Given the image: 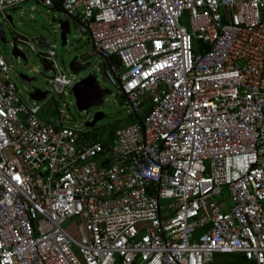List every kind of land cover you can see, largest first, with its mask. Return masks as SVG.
I'll use <instances>...</instances> for the list:
<instances>
[{"label":"built area","instance_id":"1","mask_svg":"<svg viewBox=\"0 0 264 264\" xmlns=\"http://www.w3.org/2000/svg\"><path fill=\"white\" fill-rule=\"evenodd\" d=\"M34 1L75 22L132 122L105 144L42 121L0 55V264H264V0Z\"/></svg>","mask_w":264,"mask_h":264},{"label":"rangeland","instance_id":"2","mask_svg":"<svg viewBox=\"0 0 264 264\" xmlns=\"http://www.w3.org/2000/svg\"><path fill=\"white\" fill-rule=\"evenodd\" d=\"M5 15L10 17L8 21H0L5 41L0 42V55L7 66V78L13 83L15 90L21 101L29 104V94L33 90L46 92L43 100L39 101V117L42 121H58L67 128L81 129L90 137L101 142H111L113 140V131L120 126L131 124L132 118L127 108L123 105L116 89L100 80L97 65L101 60L95 55H88L91 46L87 38L77 31L75 22L69 20L58 9H50L42 6L34 0L22 2L13 8L5 10ZM68 21L69 33L66 34L65 45H60L58 24ZM180 23L188 29L186 15L180 19ZM16 35L21 40L16 39ZM43 36L49 46L47 49H38L32 39ZM24 40L34 45V51H30ZM15 41L16 47L23 54L24 59L14 58L11 55L12 42ZM39 52L51 53V58L60 68L61 72L71 79V86L87 75H93L98 86L101 89L109 91L108 95L103 96V102L99 107L90 108L83 112L77 111L74 105V99L70 92V87L63 88L61 93L55 92L51 88L50 78L52 71H43L40 65ZM75 57L81 62H88L89 66L77 75H72L68 70L69 61ZM114 62V58L110 59ZM19 75L27 78H33L34 81L27 83L19 79ZM101 113L102 118L94 123L92 127H86L85 123L90 122L94 113ZM227 205V202H225ZM70 234H75V220H67L62 225ZM219 257L214 255L210 264H237L236 255H224L221 262ZM214 261V263H213ZM241 264V263H240ZM242 264H248L242 262Z\"/></svg>","mask_w":264,"mask_h":264},{"label":"water","instance_id":"3","mask_svg":"<svg viewBox=\"0 0 264 264\" xmlns=\"http://www.w3.org/2000/svg\"><path fill=\"white\" fill-rule=\"evenodd\" d=\"M7 21L10 23V17L7 16ZM60 33H59V40L60 45L63 46L66 43L65 36L69 33V24L68 21L61 22L60 26H58ZM16 39H21L20 36L16 35ZM24 40V39H23ZM4 32L2 31V26L0 24V42H4ZM35 42V46L38 49H47L49 46L45 42L43 36H38L35 39H32L31 42ZM11 55L14 58H21L24 59L23 54L20 52V50L17 49L15 45V41L12 42V49H11ZM46 55V52H39L38 56L40 58V65L42 67L43 71H51V66L49 62H47L44 59V56ZM103 62L98 63L97 69H98V75L100 77V80L103 82H106L105 77L103 76ZM89 66L88 62H81L76 60L75 57H73L69 63H68V70L72 73V75H77L79 72L84 71ZM19 79L30 83L34 81L33 78H27L24 75H19ZM70 92L72 94V97L74 99V105L79 112H83L90 108H96L99 107L103 102V96L108 95L109 91L101 89L94 76L93 75H87L84 78H81L77 82H75L71 88ZM46 96V92H42L39 90H33L29 94V98L35 102H39L43 100ZM102 118L101 113H94L93 117L90 122H86V127H92L96 121Z\"/></svg>","mask_w":264,"mask_h":264},{"label":"crops","instance_id":"4","mask_svg":"<svg viewBox=\"0 0 264 264\" xmlns=\"http://www.w3.org/2000/svg\"><path fill=\"white\" fill-rule=\"evenodd\" d=\"M222 256H224V255H217V258L219 257V259H218V261H216V262H221V261H223V260H222ZM236 258H237L236 261L238 262L237 264H240V263L242 264V262H245V261L242 260V258H241L240 256H237V255H236ZM212 260H213V259H212ZM211 262H212V261H211ZM213 263H214V261H213ZM209 264H210V263H209Z\"/></svg>","mask_w":264,"mask_h":264},{"label":"trees","instance_id":"5","mask_svg":"<svg viewBox=\"0 0 264 264\" xmlns=\"http://www.w3.org/2000/svg\"><path fill=\"white\" fill-rule=\"evenodd\" d=\"M105 144L109 143V142H104Z\"/></svg>","mask_w":264,"mask_h":264}]
</instances>
